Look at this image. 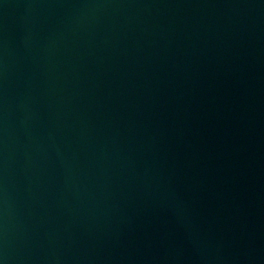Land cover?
<instances>
[{"label": "water", "instance_id": "95a60500", "mask_svg": "<svg viewBox=\"0 0 264 264\" xmlns=\"http://www.w3.org/2000/svg\"><path fill=\"white\" fill-rule=\"evenodd\" d=\"M0 264H264V0H0Z\"/></svg>", "mask_w": 264, "mask_h": 264}]
</instances>
